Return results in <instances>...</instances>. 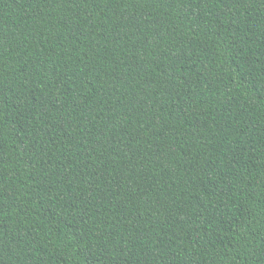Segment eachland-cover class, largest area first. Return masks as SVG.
Returning <instances> with one entry per match:
<instances>
[{
    "label": "trees",
    "instance_id": "1",
    "mask_svg": "<svg viewBox=\"0 0 264 264\" xmlns=\"http://www.w3.org/2000/svg\"><path fill=\"white\" fill-rule=\"evenodd\" d=\"M0 264H264V0H0Z\"/></svg>",
    "mask_w": 264,
    "mask_h": 264
}]
</instances>
